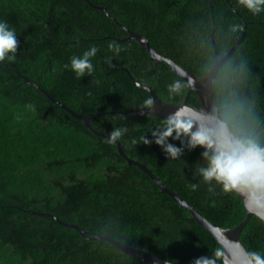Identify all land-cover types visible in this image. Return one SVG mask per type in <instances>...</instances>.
Wrapping results in <instances>:
<instances>
[{"label": "trees", "instance_id": "16d2710c", "mask_svg": "<svg viewBox=\"0 0 264 264\" xmlns=\"http://www.w3.org/2000/svg\"><path fill=\"white\" fill-rule=\"evenodd\" d=\"M3 21L20 43L15 61L0 62V264H144L70 223L175 263L212 256L220 245L186 208L120 155L116 143L94 134L47 93L77 114L88 113L91 127L102 133L126 127L119 142L127 156L144 163L208 220L233 227L246 211L218 185L208 191L197 173L204 165L202 149L168 159L160 146L142 139L154 141L152 132L163 118L118 112L141 110L151 97L130 75L165 101L180 103L187 92L166 62L126 38L127 29L203 75L214 59L212 23L223 55L246 21L242 41L218 69L214 92L221 114L264 146V11L253 15L238 0H0ZM233 25L241 27L233 31ZM112 42L121 47L119 54L109 50ZM92 46L98 48L91 58L94 71L77 78L71 57ZM175 80L184 88L173 96L168 85ZM187 103L199 106L193 90ZM169 142L181 146L180 140ZM193 183L199 185L195 191ZM240 240L247 252L264 255V222L251 215Z\"/></svg>", "mask_w": 264, "mask_h": 264}, {"label": "clouds", "instance_id": "9594fccd", "mask_svg": "<svg viewBox=\"0 0 264 264\" xmlns=\"http://www.w3.org/2000/svg\"><path fill=\"white\" fill-rule=\"evenodd\" d=\"M238 3L253 15L264 11V0H238ZM239 27L233 25L232 30ZM19 43L15 29L7 21L0 22V62L15 61ZM108 48L115 54L121 51L115 42L109 43ZM97 52L98 48L92 46L83 56L71 57L70 68L77 78L91 76L94 71L91 58ZM64 67L69 68V65L65 64ZM183 88L181 81L175 80L168 85V92L173 96L179 95ZM141 109L153 110L154 99H146ZM126 132V127L113 129L107 142L115 144ZM152 136L154 141L144 136L143 143L154 142L162 148L168 159L182 157L185 149L191 151L201 148L200 156L204 165L197 169V173L208 185V191L214 192L218 185L223 194L239 199L247 212L264 222V146L256 137L240 134L224 114L211 110L196 111L187 106H179L169 113L162 126L152 132ZM169 138L180 140L181 146L170 143ZM190 187L195 191L199 185L193 183ZM225 257L232 264H264V255L259 252H245L244 258H236L223 245L215 249L212 256L196 258L193 264H225Z\"/></svg>", "mask_w": 264, "mask_h": 264}, {"label": "water", "instance_id": "95a60500", "mask_svg": "<svg viewBox=\"0 0 264 264\" xmlns=\"http://www.w3.org/2000/svg\"><path fill=\"white\" fill-rule=\"evenodd\" d=\"M93 6L98 7L103 11H106V8L104 6H101V5H93ZM108 15L110 16V14ZM212 25H213V29L211 30V42H212L213 51H214V54H213L214 59H213V62L210 68L203 75H197L193 71L175 62L169 56H165L159 53L154 47L150 45L148 38L144 34L139 33V32H134L132 30L127 29L128 35L126 38L136 39L140 43V45L143 48H145V50L148 52L149 56L153 60L166 62L170 66V68L186 83L187 92L184 95L183 100L180 103L165 101L157 95V93L153 90V88L149 84L138 82L137 80L134 79L132 75H130L132 81L135 84L146 89L150 93L151 98L154 99V109L153 110L141 109V110L131 111V112L121 110L118 112H122L124 114L152 115V116H158L160 118L165 119L169 115V113L175 111L177 107L187 106L196 111L211 110L217 114H221L222 108L217 105L216 98H215V92H214L215 79H216L219 67L232 55L236 46L242 41L245 35L246 21L244 22V27L242 29L241 35L236 39L233 45L223 55H220L215 47V43L213 40L215 23L213 22ZM24 80L28 81L26 77L24 78ZM191 90H193L196 93L197 99L199 101V106H195V105H191L187 103V97ZM47 96L51 99V101L57 103L60 107L66 109L73 116L79 118L84 123V125L88 129H90L94 134L108 137L109 134L107 135L91 127L88 121V116H89L88 113L87 114H77L73 112L69 107H67L64 103H61L56 98L52 97L50 94L47 93ZM116 145H117V151L119 152L120 155H122L129 163L134 164L137 167H139L141 170H143L149 176V178L152 179L158 185L161 192L166 193L169 197H171V199L174 202L186 208L190 212V215L195 219V221L198 224H200L204 229H206L215 238V240L220 246L223 245L227 247L233 257L244 258V253L247 252V250L241 243L240 232H241L242 227L246 224L248 219L251 217L252 215L251 213L245 210L246 211L245 217L233 227H222L216 224L215 222L208 220L188 200L179 196L175 191L170 189L144 163H142L141 161L137 159L127 156L119 140L116 142ZM37 213L46 214L45 212H37ZM50 215L53 216L56 220H59L55 214H50ZM70 225L73 226L75 229H77L82 235H85L88 233L93 239L109 242L113 244L114 246H116L117 248H119L123 253L140 259L144 264H182V263H175L169 260L162 259L147 250H144L138 247H133L130 245H126L107 234H99V233H95L91 231H86V230L81 229L78 225L74 223H70ZM225 264H232V261L229 260L227 257H225Z\"/></svg>", "mask_w": 264, "mask_h": 264}]
</instances>
